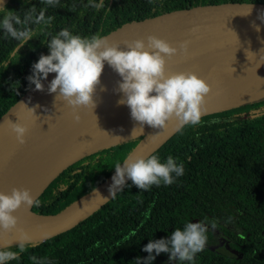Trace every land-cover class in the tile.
<instances>
[{
	"label": "trees",
	"instance_id": "trees-1",
	"mask_svg": "<svg viewBox=\"0 0 264 264\" xmlns=\"http://www.w3.org/2000/svg\"><path fill=\"white\" fill-rule=\"evenodd\" d=\"M199 1L232 0H104L99 11L88 6L89 0H59L55 7L41 0H9L6 8L21 16L35 5L37 12L46 8L45 16L54 19L46 27L33 26L44 31L19 52L14 51L18 42L0 29V116L32 86L28 77L33 64L50 54L47 42L63 28L88 37L126 17ZM142 137L110 144L75 161L51 181L32 210H63L102 183ZM151 155L161 162L171 155L184 165V175L172 185L149 190L130 180L81 224L28 243L19 258L7 264H33V255L46 264H137V259L148 257L143 248L151 240L169 238L186 222L199 221L207 224L208 240L192 262L173 261L170 253H161L152 264H264V96L204 114L200 124L184 125ZM15 247L18 244L12 250H18Z\"/></svg>",
	"mask_w": 264,
	"mask_h": 264
},
{
	"label": "clouds",
	"instance_id": "clouds-1",
	"mask_svg": "<svg viewBox=\"0 0 264 264\" xmlns=\"http://www.w3.org/2000/svg\"><path fill=\"white\" fill-rule=\"evenodd\" d=\"M58 2L41 0V3L53 7ZM88 6L99 11L104 8V0H89ZM45 11L46 8H41L37 12V7L33 5L21 16L19 12L7 9L4 0H0V29L5 37L18 42L15 52H19L28 41L44 31L41 27L33 26L46 27L51 24L54 17H46ZM250 12L251 7L247 14ZM258 18L264 20V13ZM253 27L260 30L254 21ZM195 31L197 29L194 28ZM190 43L185 40L179 47H173L164 39L149 36L147 43L143 39L125 41L122 48L120 43L110 42L99 33L85 37L73 34L65 27L51 36L47 42L50 54H42L38 62L33 64V74L28 80L30 85H35V90L44 91L42 81L47 80L50 73H55L48 85L49 94L55 93V99L62 100L74 113L82 108L93 112L96 107L94 96L107 63L122 78L116 88L117 92L123 93L118 103L130 108L132 119L139 122L141 129L144 125L161 129L171 120L178 121L180 125L195 126L201 123L202 116L207 112V97L212 87L195 72L169 74L167 70L169 58L189 55ZM23 105L28 109L29 118L36 115L35 108ZM20 119L15 123L7 121V127L15 134L17 142L23 145L27 142L25 137L28 127ZM76 120H79V116H76ZM114 169L113 184L109 189L113 197L118 190L123 189L127 179L139 189L149 190L153 185H172L185 172L184 165L178 164L171 155L164 162L157 155H130L122 164L117 162ZM38 204L31 189L13 187L9 193L0 191V239L3 240V244H0V264L18 259L31 241L29 233L19 227V217L14 213ZM211 226L216 228L215 220L211 221ZM14 232L19 234L5 239ZM207 232L208 227L204 222H186L182 229L176 228L169 238L151 240L143 248L149 253L148 257L137 259V264H152L161 253H170L173 261L192 262L196 254L204 250ZM16 243L18 247L15 248L18 250L14 251L12 249ZM31 260L33 264H46L44 259H37L35 255L31 256Z\"/></svg>",
	"mask_w": 264,
	"mask_h": 264
},
{
	"label": "water",
	"instance_id": "water-1",
	"mask_svg": "<svg viewBox=\"0 0 264 264\" xmlns=\"http://www.w3.org/2000/svg\"><path fill=\"white\" fill-rule=\"evenodd\" d=\"M8 1L4 0V5ZM249 7H251V12L247 14ZM262 13H264V0L199 1L170 5L143 14L126 17L99 34L106 36L110 42L120 43L122 48L124 47L123 44L125 41L143 39L147 43L149 36L164 39L172 46H176L185 40L244 37L243 52L233 66L226 70L205 72L199 75L211 85L213 91L221 89L230 81L234 80L251 62L255 40H264V20L258 18ZM253 21L259 26V31L253 27ZM194 28L197 31L193 32ZM117 74V72L105 63L101 76V84L97 86L96 92L99 93L105 87L112 85L110 83L107 84V82ZM55 75V73H50L47 80L42 81L45 86L44 91H37L35 90V85H32L0 116V166L4 162H7L6 169L0 177L1 183L8 181L13 175L18 173L19 166L17 158L20 153L23 152V155L27 156L28 154L33 155L38 153L45 146L51 135L74 113L72 108L67 106L62 100L55 99V93L49 94L48 85L54 79ZM263 78L264 75L259 78L258 82L262 79L264 84ZM247 86L250 85L248 84ZM120 96L122 97L121 94ZM117 102L118 100H115L104 108H113ZM23 104L29 108H35L36 115H32L29 118L28 109ZM233 105L225 103L222 107L208 109L205 114ZM19 118H21L20 122L26 124L28 127V133L25 137L27 142L23 145L17 142L15 134L7 127V121L11 120L15 123ZM136 126L138 127V131H140L138 134L118 139L109 144L74 156L66 166L52 176L36 197L65 168L95 150L131 137L143 135L126 158L130 155L133 157H148L184 125H180L176 120H171L167 123L166 127L161 129L148 125H144L143 129H141L139 123ZM114 175L115 170L98 186L57 213H37L30 207V213L37 218L34 220H25L19 223V227L29 233L31 237L30 242L43 241L71 230L93 215L121 191L118 190L113 197L109 190L113 184L112 177ZM129 181L130 179H127L125 185ZM18 234V232L8 234L5 239H11ZM0 244H3L2 239H0Z\"/></svg>",
	"mask_w": 264,
	"mask_h": 264
},
{
	"label": "bare ground",
	"instance_id": "bare-ground-1",
	"mask_svg": "<svg viewBox=\"0 0 264 264\" xmlns=\"http://www.w3.org/2000/svg\"><path fill=\"white\" fill-rule=\"evenodd\" d=\"M244 39L221 37L190 41L187 57L176 55L168 59V73L195 72L201 75L205 72L229 69L239 60L243 52ZM252 54L251 62L240 75L221 89L211 92L207 97V110L222 107L225 103L233 105L247 100L251 94V86L264 75V40H255ZM121 79L117 74L107 84L118 86ZM248 84L250 86H247ZM120 94L123 97V93ZM97 95L98 92L94 96L95 104ZM76 116H79L78 121ZM137 123L139 122L131 117L130 108L118 102L113 108H104L95 113L91 109H79L51 135L38 153L28 156L23 155V152L19 154L18 173L4 183L0 181V191L9 193L13 187H21L31 189L37 196L52 176L66 166L74 156L136 134ZM6 166L7 162L0 166V177ZM14 215L19 217V223L37 218L30 214L29 208H21Z\"/></svg>",
	"mask_w": 264,
	"mask_h": 264
},
{
	"label": "rangeland",
	"instance_id": "rangeland-1",
	"mask_svg": "<svg viewBox=\"0 0 264 264\" xmlns=\"http://www.w3.org/2000/svg\"><path fill=\"white\" fill-rule=\"evenodd\" d=\"M264 79V78H263ZM118 86L112 84L110 86L105 87L98 93L96 107L93 109V113L98 112L100 109L106 107V105L113 103L115 100H119L120 92L116 91ZM251 94L248 96L247 100L257 96L262 97L264 95V87H263V80L261 79L258 83H256L253 87L250 88ZM140 133L137 131L136 134Z\"/></svg>",
	"mask_w": 264,
	"mask_h": 264
},
{
	"label": "flooded vegetation",
	"instance_id": "flooded-vegetation-1",
	"mask_svg": "<svg viewBox=\"0 0 264 264\" xmlns=\"http://www.w3.org/2000/svg\"><path fill=\"white\" fill-rule=\"evenodd\" d=\"M264 85V84H263ZM264 96V95H263Z\"/></svg>",
	"mask_w": 264,
	"mask_h": 264
}]
</instances>
